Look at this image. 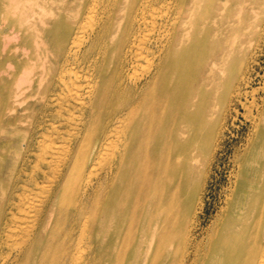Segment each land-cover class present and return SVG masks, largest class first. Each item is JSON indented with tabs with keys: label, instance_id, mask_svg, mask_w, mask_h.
<instances>
[{
	"label": "bare ground",
	"instance_id": "bare-ground-1",
	"mask_svg": "<svg viewBox=\"0 0 264 264\" xmlns=\"http://www.w3.org/2000/svg\"><path fill=\"white\" fill-rule=\"evenodd\" d=\"M262 53L264 0H0V264H264Z\"/></svg>",
	"mask_w": 264,
	"mask_h": 264
},
{
	"label": "rangeland",
	"instance_id": "rangeland-1",
	"mask_svg": "<svg viewBox=\"0 0 264 264\" xmlns=\"http://www.w3.org/2000/svg\"><path fill=\"white\" fill-rule=\"evenodd\" d=\"M258 62L256 70L262 74L264 72V53L260 55ZM259 83L260 75H254L253 86H257ZM242 113L243 109L240 107L236 119L232 120L230 117L228 120L227 127L222 133L223 138L216 140L208 158L202 157L204 160L201 164L204 165L205 175L200 188L202 202H200L196 215L200 224L196 231L199 235L213 223L225 204L229 186L234 177L233 172L236 169V151L242 147L250 128V123L246 121ZM201 164L197 163L200 169Z\"/></svg>",
	"mask_w": 264,
	"mask_h": 264
}]
</instances>
